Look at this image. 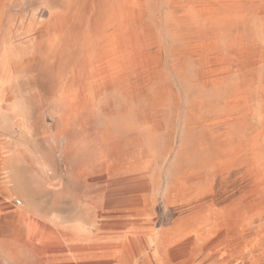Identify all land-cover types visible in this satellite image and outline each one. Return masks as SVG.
<instances>
[{
  "label": "rangeland",
  "instance_id": "obj_1",
  "mask_svg": "<svg viewBox=\"0 0 264 264\" xmlns=\"http://www.w3.org/2000/svg\"><path fill=\"white\" fill-rule=\"evenodd\" d=\"M70 2L0 0V56ZM229 5L89 0L77 68L0 63V264H264V19Z\"/></svg>",
  "mask_w": 264,
  "mask_h": 264
},
{
  "label": "bare ground",
  "instance_id": "obj_2",
  "mask_svg": "<svg viewBox=\"0 0 264 264\" xmlns=\"http://www.w3.org/2000/svg\"><path fill=\"white\" fill-rule=\"evenodd\" d=\"M228 2L231 4L229 5V7L236 15L239 16L240 20H245L250 14L262 17L264 19V0H228ZM88 3L89 0H71L68 5L62 7L60 15L51 18L50 21L46 23L43 28V35L53 36V38H55L56 45L48 46L42 44L38 48L37 56L35 58H28L19 65H12L9 60L2 54L0 56V63L3 66L2 77L6 78L18 71L32 69L34 70V72H36L38 77L47 82H50L51 79H53L55 73L62 67L72 65L74 68H77L84 46L82 42L78 40L75 41L69 39L68 32L69 28L74 23L73 16L80 10H83V8L88 5ZM244 50V55L257 51L264 59V49L247 48ZM262 100L264 104V90ZM259 134H264V125ZM247 152L250 155L253 166L252 182L257 181L260 177V170L258 168V160L256 154L254 153V148L248 149ZM177 253L179 252H172L171 256L173 258H176Z\"/></svg>",
  "mask_w": 264,
  "mask_h": 264
},
{
  "label": "crops",
  "instance_id": "obj_3",
  "mask_svg": "<svg viewBox=\"0 0 264 264\" xmlns=\"http://www.w3.org/2000/svg\"><path fill=\"white\" fill-rule=\"evenodd\" d=\"M3 182L0 180V233L2 231L3 226V200H4V188ZM0 255H3V241L0 238ZM2 251V252H1Z\"/></svg>",
  "mask_w": 264,
  "mask_h": 264
}]
</instances>
